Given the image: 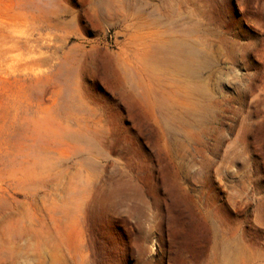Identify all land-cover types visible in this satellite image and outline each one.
<instances>
[{
  "label": "rangeland",
  "instance_id": "1",
  "mask_svg": "<svg viewBox=\"0 0 264 264\" xmlns=\"http://www.w3.org/2000/svg\"><path fill=\"white\" fill-rule=\"evenodd\" d=\"M0 264H264V0H0Z\"/></svg>",
  "mask_w": 264,
  "mask_h": 264
},
{
  "label": "bare ground",
  "instance_id": "2",
  "mask_svg": "<svg viewBox=\"0 0 264 264\" xmlns=\"http://www.w3.org/2000/svg\"><path fill=\"white\" fill-rule=\"evenodd\" d=\"M191 57V56H190Z\"/></svg>",
  "mask_w": 264,
  "mask_h": 264
}]
</instances>
